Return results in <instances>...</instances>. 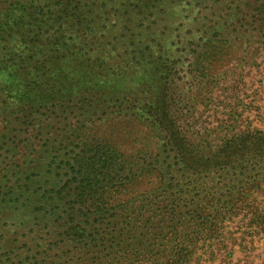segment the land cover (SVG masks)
Wrapping results in <instances>:
<instances>
[{"label": "trees", "instance_id": "trees-1", "mask_svg": "<svg viewBox=\"0 0 264 264\" xmlns=\"http://www.w3.org/2000/svg\"><path fill=\"white\" fill-rule=\"evenodd\" d=\"M257 11L247 21L234 0H0V151L18 157L14 183L27 195L14 202L30 214L44 207L52 217L58 206L34 197L42 201L60 188L67 205L93 208L108 189L125 190L140 177L158 182L159 190L172 184L164 176L180 168L193 175L243 153L264 157V134L253 131L197 159L162 123L183 80L205 75L211 41L237 24L264 27V0ZM157 36L171 37L169 46ZM124 115L163 126L164 157L130 163L88 140L95 122ZM70 221L75 244L91 245L92 221Z\"/></svg>", "mask_w": 264, "mask_h": 264}, {"label": "rangeland", "instance_id": "rangeland-1", "mask_svg": "<svg viewBox=\"0 0 264 264\" xmlns=\"http://www.w3.org/2000/svg\"><path fill=\"white\" fill-rule=\"evenodd\" d=\"M234 1L240 19L258 18L262 0ZM232 31L226 28L211 41L205 75L183 80L178 102L169 104L162 121L197 159L209 157L233 135L264 134V27L237 24ZM170 40L157 36L166 46ZM49 125L58 127L55 121ZM162 127L128 115L109 117L93 124L88 140L126 162L142 163L165 156ZM17 162V156L0 151V264H264L263 156L243 153L193 175L180 168L164 176L172 184L159 190L158 182L140 177L125 190L108 189L101 200L93 199V208L90 202L67 205L60 188L42 201L34 197V203L58 206L52 217L44 207L30 214L14 202L27 197L23 184L14 183ZM96 202L101 210H94ZM72 206L74 216L63 211ZM76 218L92 221L96 237L88 247L74 242L77 229L70 219Z\"/></svg>", "mask_w": 264, "mask_h": 264}]
</instances>
